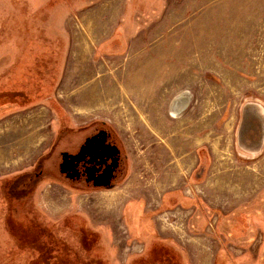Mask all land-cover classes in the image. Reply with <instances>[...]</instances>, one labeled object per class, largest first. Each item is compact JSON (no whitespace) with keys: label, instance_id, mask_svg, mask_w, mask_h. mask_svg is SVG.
Returning <instances> with one entry per match:
<instances>
[{"label":"rangeland","instance_id":"374dc122","mask_svg":"<svg viewBox=\"0 0 264 264\" xmlns=\"http://www.w3.org/2000/svg\"><path fill=\"white\" fill-rule=\"evenodd\" d=\"M0 264H264V0H0Z\"/></svg>","mask_w":264,"mask_h":264},{"label":"flooded vegetation","instance_id":"af4514ba","mask_svg":"<svg viewBox=\"0 0 264 264\" xmlns=\"http://www.w3.org/2000/svg\"><path fill=\"white\" fill-rule=\"evenodd\" d=\"M87 139L90 140L85 143ZM83 145L88 146V149L80 153V148ZM62 152L73 155L80 153V155L72 159V165L68 166L66 164L62 168ZM60 156L59 167L62 168V175L66 180L70 183L84 184L86 187L106 188L101 185L99 186L95 183V180H98L99 174L103 173L104 169L108 167H111L110 170L113 171V177L109 181L113 186L123 165V154L120 147L117 145L113 134L104 126L95 128L75 147L61 151ZM114 163H116L115 169H113ZM91 171L93 175L90 174ZM42 175V171L35 172V176L38 178L42 177Z\"/></svg>","mask_w":264,"mask_h":264},{"label":"water","instance_id":"95a60500","mask_svg":"<svg viewBox=\"0 0 264 264\" xmlns=\"http://www.w3.org/2000/svg\"><path fill=\"white\" fill-rule=\"evenodd\" d=\"M88 140H90V139H87L85 141V143L88 142ZM83 146H81V148H80V153H83V152L87 151L86 149H88V146H84V147ZM80 153L73 155V154H69L67 152H62L61 156H62L63 162L61 164L62 165L61 167L63 168L64 165H66V164L68 166L72 165V159H75L76 156L80 155ZM113 165H114L113 169H115L116 163H114ZM110 168L111 167L104 169L103 173L99 174L98 180H95L96 181L95 183H97L99 186L101 185V186L106 187V188L111 187L112 183H110L109 181L113 177V171H111ZM90 174L93 175L92 171L90 172Z\"/></svg>","mask_w":264,"mask_h":264},{"label":"trees","instance_id":"16d2710c","mask_svg":"<svg viewBox=\"0 0 264 264\" xmlns=\"http://www.w3.org/2000/svg\"><path fill=\"white\" fill-rule=\"evenodd\" d=\"M8 90H15V89H13V88H11V89H8ZM3 91H5V90H3ZM7 98H9L10 99V95L9 94H7ZM19 177H21V175H19V176H17V177H15V178H13L7 185H6V188H5V195H6V198L10 201H20V202H22V200H23V198H24V193H22V192H19V191H15L14 190V188L16 187L15 186V183L18 181L17 179L19 178ZM35 226V225H34ZM43 228V227H42ZM42 228H40V230L42 229ZM44 229V228H43ZM37 230H38V228H37ZM37 233H39L38 231H37ZM34 244V243H33ZM37 246V248H39V244L38 245H36ZM46 253H47V250H45L44 251V254H45V256L44 257H46Z\"/></svg>","mask_w":264,"mask_h":264},{"label":"bare ground","instance_id":"6f19581e","mask_svg":"<svg viewBox=\"0 0 264 264\" xmlns=\"http://www.w3.org/2000/svg\"><path fill=\"white\" fill-rule=\"evenodd\" d=\"M187 98L182 95H178L173 99L171 110L177 114V112L183 108V106L186 104Z\"/></svg>","mask_w":264,"mask_h":264}]
</instances>
